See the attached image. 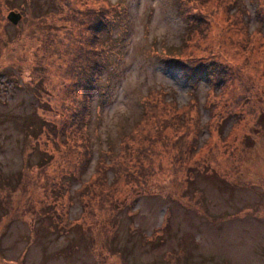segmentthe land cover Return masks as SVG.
Listing matches in <instances>:
<instances>
[{"label": "rangeland", "instance_id": "obj_1", "mask_svg": "<svg viewBox=\"0 0 264 264\" xmlns=\"http://www.w3.org/2000/svg\"><path fill=\"white\" fill-rule=\"evenodd\" d=\"M205 3L197 13L207 37L188 36L190 47L172 63L181 66L158 59L173 86L147 98L166 109L165 120L186 114L191 66H221L212 69L215 81L195 89L197 145L193 125L179 140L184 128L141 103L143 119L97 146L84 125L89 103H109L119 74L99 82L76 125L82 85L70 63L88 30L72 16L120 11V0H0V264H230V250L244 241L264 264V0ZM229 4L251 38L237 29V15L227 16ZM179 5L172 18L182 19ZM11 11L21 15L17 24L7 20ZM116 17L101 35L99 81L127 44L112 36ZM62 178L70 187L51 195ZM201 246L216 255L203 256Z\"/></svg>", "mask_w": 264, "mask_h": 264}, {"label": "clouds", "instance_id": "obj_2", "mask_svg": "<svg viewBox=\"0 0 264 264\" xmlns=\"http://www.w3.org/2000/svg\"><path fill=\"white\" fill-rule=\"evenodd\" d=\"M174 0H120V11L112 10L109 19L122 14L115 35L127 40L117 49L111 67L100 78L102 85L110 83L112 71L117 72L109 103L101 105L97 99L89 103L90 112L84 125L97 146L116 140L140 119V104L151 93L173 86L161 71L155 68L158 59H179L184 48L183 33L187 24L172 18ZM205 257L216 255V248L201 246ZM230 264H259L257 250L247 241L241 242L228 254Z\"/></svg>", "mask_w": 264, "mask_h": 264}, {"label": "trees", "instance_id": "obj_3", "mask_svg": "<svg viewBox=\"0 0 264 264\" xmlns=\"http://www.w3.org/2000/svg\"><path fill=\"white\" fill-rule=\"evenodd\" d=\"M181 1V5H179V13L180 16L182 17V19L186 22L187 26L185 27V43L187 42V38L189 35L194 36L196 34H200L203 38L207 37V33H208V26H202L203 24V17L197 13V11L199 10V8L204 7L205 4V0H180ZM196 2V4L194 5L193 3ZM230 7L228 6V8H226V14L227 16H235L237 15L239 17L238 22L236 23L237 29L244 32V31H248L249 32V36L251 38V32L249 31V26H248V22L247 19L244 20L241 16L240 18V14L238 15V13L234 10H232L233 5L229 4ZM116 9V8H115ZM114 9V10H115ZM119 9V8H118ZM242 9V8H241ZM243 10V9H242ZM263 7H261L260 5H258L255 9V13H257V11H262ZM240 12V11H238ZM259 16V15H258ZM75 17V18H74ZM72 18H74V20H81L87 24V33L85 34L84 37V46L81 45L79 47H77L76 49L78 51L75 52V56L73 58V60L70 63L71 66V70H76L78 79L81 83V94H82V98L80 99V104L78 106V112L76 113L77 115L73 118V122L75 121L76 125L78 124V121H81L84 119V116L87 115V111H88V103H89V99L92 97V94L95 93L98 88H99V75H100V70L102 69V52H101V44H102V37L101 35L107 34L106 31L107 29H110L111 26H108L109 24L112 25L113 21H116V19H118L117 17L115 19H109L108 18V14L105 12V7H99L97 9H91V8H87L84 11L81 12V19L77 18L76 16H72ZM205 18V17H204ZM233 21H230V23H232ZM235 23V22H234ZM253 32L260 33V26H257L256 28H254ZM237 42V41H236ZM190 47V45H186L182 51H187L188 48ZM181 51V52H182ZM181 53L179 54V59L181 60ZM174 60H178V59H174V58H168L167 60H161L163 63H165L167 66H174V65H179L180 64H172ZM192 60L188 59L187 64H184L185 66L190 67L189 64H192ZM223 67V66H222ZM216 70L219 71L221 70V66H219V68L217 67H212L209 68L206 71H202L201 69L195 67V66H191L190 71L187 72L186 74V81L189 84L190 87V91L189 93L191 94L192 98L189 99V105L187 107V113H180L178 115H169L173 118H169L168 120H165V118H162V114L166 112V109L160 107L159 110L156 109V106H154V104H151V100L149 99H145L142 102V107L146 109H148L149 111H158L155 115L159 116L160 118L163 119V121L166 122H174L177 124L178 128H184V132H182L177 139L181 140L182 137L184 138L186 135V130L189 132V125H193V128L190 129L191 130V144L197 145V135L196 134H192V133H196L199 130V123H200V114H199V109L195 107V104L198 107V103H199V99L197 98L196 94H195V89L197 88L198 84H200L202 81H207V82H212L215 81L216 79V75L215 73L212 71ZM80 70V71H79ZM237 71V69H236ZM219 73V72H218ZM221 83V81L218 82V84ZM195 103V104H194ZM172 104V103H171ZM166 106H170L168 104V102H165ZM172 105H176V104H172ZM175 107V106H174ZM193 109L195 111V115L191 116L190 115V110ZM190 115L191 118L187 117V115ZM146 112H142V119L145 117ZM192 119V120H191ZM193 122V123H192ZM190 123V124H188ZM87 147V146H85ZM83 148V147H82ZM102 174L104 175V173L99 174L98 173V178L101 180V176ZM102 181V180H101ZM67 186L66 188L70 187V181L68 179H61V186L62 190L60 188L55 189L52 188L50 189L51 195L57 196L56 193L62 192L64 189L63 186L64 185ZM60 196V195H59ZM70 199V198H69ZM114 207V205L112 206ZM61 222V226L63 227V229L65 228V221L62 220Z\"/></svg>", "mask_w": 264, "mask_h": 264}, {"label": "water", "instance_id": "obj_4", "mask_svg": "<svg viewBox=\"0 0 264 264\" xmlns=\"http://www.w3.org/2000/svg\"><path fill=\"white\" fill-rule=\"evenodd\" d=\"M20 18H21V15L13 11L9 12V14L7 15V20L10 21L12 24H17Z\"/></svg>", "mask_w": 264, "mask_h": 264}]
</instances>
